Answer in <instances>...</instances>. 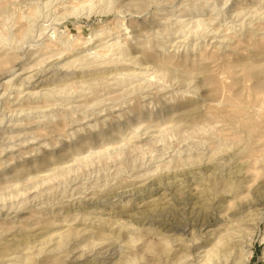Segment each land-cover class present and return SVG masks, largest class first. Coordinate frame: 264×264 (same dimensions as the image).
I'll return each instance as SVG.
<instances>
[{"label": "rangeland", "instance_id": "rangeland-1", "mask_svg": "<svg viewBox=\"0 0 264 264\" xmlns=\"http://www.w3.org/2000/svg\"><path fill=\"white\" fill-rule=\"evenodd\" d=\"M91 249L264 264V0H0V264Z\"/></svg>", "mask_w": 264, "mask_h": 264}, {"label": "bare ground", "instance_id": "bare-ground-1", "mask_svg": "<svg viewBox=\"0 0 264 264\" xmlns=\"http://www.w3.org/2000/svg\"><path fill=\"white\" fill-rule=\"evenodd\" d=\"M54 33V32H53ZM53 35V34H52ZM124 54V53H123ZM66 59H68V57L66 58ZM61 60H59V61H57V62H60ZM6 64V63H5ZM21 86V85H20ZM61 97V96H60ZM24 110V109H23ZM233 157V156H232ZM217 165V164H216ZM204 178V177H203ZM160 181V184H161V182H162V179H160V180H158L157 182H154V183H152V181H151V186L150 187H142V188H139V192H138V196H141L142 198V201L143 200H145V199H147V198H149V197H152L153 199H152V202L153 203H151L152 205H151V207L152 206H157V205H159L160 204V202H157L156 200L158 199L157 197H154V193L152 192V191H156V190H158V188L160 189L161 187H159L160 185H158V182ZM155 184H157L158 185V187L155 185ZM229 184V183H228ZM152 185H155L154 187H152ZM228 186V185H227ZM229 186H233V185H229ZM263 186V185H262ZM163 187V186H162ZM230 187V188H231ZM161 190V189H160ZM163 190V189H162ZM227 190H229V187H228V189ZM231 190H234V192H235V188H233L232 187V189ZM230 190V191H231ZM197 191V190H196ZM132 192V191H131ZM146 193H149V194H147V196H145L144 197V195L146 194ZM197 193V192H196ZM156 194V193H155ZM191 195V194H190ZM198 194H192V197L193 198H191L192 200H193V202H191V204L189 205V207H186L187 208V210H189V211H191V215L193 214L192 212H194L193 211V209H195L194 207H196L197 205H196V203L197 202H199V207H200V198L202 197V195L200 194L199 195V197L197 196ZM201 196V197H200ZM190 198V197H189ZM198 199V200H196V201H194V199ZM209 198V197H208ZM190 199V200H191ZM204 199V198H203ZM207 199V198H206ZM205 199V200H206ZM189 200V199H188ZM222 200H224V199H222ZM156 201V202H155ZM190 202V201H189ZM188 203V202H187ZM187 203H185V204H187ZM201 203H202V201H201ZM211 203V202H210ZM185 204H183V205H185ZM203 205H205V204H207V201H206V203H205V201H204V203H202ZM195 205V206H194ZM209 205V204H208ZM123 207V206H122ZM180 207V206H179ZM171 208V207H170ZM186 208H183L182 210L183 211H185V209ZM201 208V209H200ZM199 208V210H202L203 209V207L201 206ZM147 209H145L144 211V214L141 216V219H139L138 221H136L137 223H139V224H141V225H147L148 224V226H147V228H148V230L149 231H152V230H155L156 232H157V234H159L160 235V239H163L165 242H166V245H167V248H168V250H172L173 249V247H174V245H176V244H174L175 242H177V241H179V240H184V237L182 238V235L184 236V234L185 233H187L188 231H187V229H186V227H190V228H193L192 230H194L195 228H196V226H197V224H198V222L196 221L197 220V218H192L191 220H190V222L188 221V224H187V226L185 227V228H182V226H180L179 227V225L177 226V224L175 225V224H172V223H170V222H167V219L165 220V218H164V220L162 219L163 218V214L161 215L162 217L161 218H158V217H160V215L156 218V217H153L152 215H153V213L154 212H157V210H153V212H149V213H146L147 211H146ZM159 210H160V208H159ZM198 210V209H197ZM149 211V210H148ZM189 211L187 212V213H189ZM203 211V210H202ZM205 211V210H204ZM206 211H207V209H206ZM161 212V211H160ZM159 211H158V213H160ZM166 212V211H165ZM206 213V212H205ZM157 214V213H156ZM155 214V216H157ZM161 214V213H160ZM165 214V213H164ZM166 214H168V212L166 213ZM190 214V213H189ZM199 214V213H198ZM203 214V213H202ZM195 215V214H194ZM166 216V215H165ZM168 216V215H167ZM204 216V215H203ZM196 217V216H195ZM190 218V217H189ZM199 220V219H198ZM169 221V220H168ZM201 221V220H200ZM204 222V221H203ZM204 224V223H203ZM201 226V225H200ZM201 228V227H200ZM183 230V231H182ZM195 231V230H194ZM186 235V234H185ZM182 238V239H181ZM177 243H179V242H177ZM122 245V244H121ZM120 245V246H121ZM118 248H119V244L118 245H114V246H110L109 247V249L107 250V251H105V253H106V255H104L103 257H109V258H114V256H115V254L117 253V250H118ZM90 251H93V253L91 252V254H89V255H91L90 257H85V252H82L81 254H80V256L81 257H84V259H83V262L81 263V262H79V260H77L76 261V263L77 264H91L92 263V259L93 258H96V253H95V251H94V249H91ZM121 253V252H120ZM100 254V253H99ZM99 254H98V256H99ZM103 255V254H102ZM93 257V258H92ZM102 257V256H101ZM128 260H126V261H124L123 262V264H129L132 260H131V258H127ZM134 261V260H133ZM132 261V262H133ZM64 264V263H63ZM68 264V263H67ZM120 264V263H119Z\"/></svg>", "mask_w": 264, "mask_h": 264}]
</instances>
